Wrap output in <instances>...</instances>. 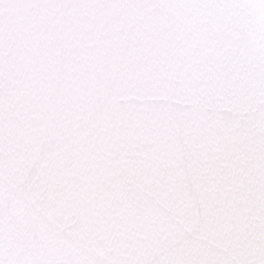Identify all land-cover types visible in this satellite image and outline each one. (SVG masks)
<instances>
[{
	"label": "snow or ice",
	"instance_id": "snow-or-ice-1",
	"mask_svg": "<svg viewBox=\"0 0 264 264\" xmlns=\"http://www.w3.org/2000/svg\"><path fill=\"white\" fill-rule=\"evenodd\" d=\"M0 264H264V0H0Z\"/></svg>",
	"mask_w": 264,
	"mask_h": 264
}]
</instances>
